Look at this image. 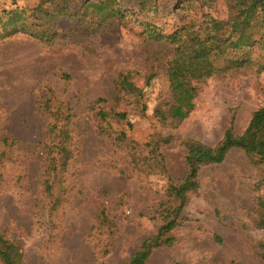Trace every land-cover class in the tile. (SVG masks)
<instances>
[{
    "label": "rangeland",
    "instance_id": "1",
    "mask_svg": "<svg viewBox=\"0 0 264 264\" xmlns=\"http://www.w3.org/2000/svg\"><path fill=\"white\" fill-rule=\"evenodd\" d=\"M35 1L0 0V13ZM179 2L138 11V0H125L123 22L80 39L0 34V231L24 264H124L171 217L173 241L146 264H264V165L241 148L202 165L198 188L175 211L169 184L186 173V142L215 145L232 115L240 134L264 106V70L251 67L206 77L176 127L156 115L168 108L161 68L171 48L139 35L138 20L171 30ZM203 11L225 18L226 3ZM119 74L142 88L137 102L116 92Z\"/></svg>",
    "mask_w": 264,
    "mask_h": 264
},
{
    "label": "trees",
    "instance_id": "2",
    "mask_svg": "<svg viewBox=\"0 0 264 264\" xmlns=\"http://www.w3.org/2000/svg\"><path fill=\"white\" fill-rule=\"evenodd\" d=\"M224 1L227 15L225 18H218L203 11V5L215 0H180L176 22L171 30H164L148 19L138 20L142 27L139 35L152 43L163 42L171 48L161 68L170 92L168 108L162 110L158 106L154 111L162 122L169 123L172 127H176L187 117L193 105L186 101L195 97L198 85L206 77L224 76L251 67H255L256 72L264 70V0ZM124 2L125 0H36L30 6L3 10L0 13V34L11 36L23 33L41 42H52L56 38L80 39L102 32L111 20L123 22L130 13ZM157 2L158 0H138V11L155 9ZM189 10L194 14L191 17ZM64 19L69 21V26L61 28L60 21ZM254 50L258 51L256 59L251 56ZM152 78L153 74H149L145 84ZM114 84L118 94L132 96L134 100L142 96V88L123 74H119ZM105 114L100 110L102 118ZM115 115L124 119L127 113L119 111ZM232 125L233 115L223 137L213 146L197 140L186 142V173L181 180H170L169 184L173 199L178 200L176 213L184 207L188 194L198 188L200 167L222 162L230 149L241 148L253 162L264 165V106L253 112L242 133L235 134ZM127 145L131 147L132 141H128ZM151 157L157 160L153 154L145 159ZM261 203L264 207V197ZM177 225L179 221L175 217L160 225L156 234L145 239L124 264H146L153 248L171 244L173 237L166 234ZM259 255L264 262V244L260 246ZM0 259L3 264H24L15 243L5 238L1 231Z\"/></svg>",
    "mask_w": 264,
    "mask_h": 264
}]
</instances>
